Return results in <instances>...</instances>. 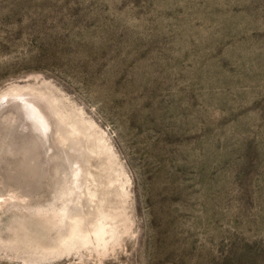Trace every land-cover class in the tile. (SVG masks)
<instances>
[{"label": "rangeland", "instance_id": "rangeland-1", "mask_svg": "<svg viewBox=\"0 0 264 264\" xmlns=\"http://www.w3.org/2000/svg\"><path fill=\"white\" fill-rule=\"evenodd\" d=\"M0 264H264V0H0Z\"/></svg>", "mask_w": 264, "mask_h": 264}]
</instances>
